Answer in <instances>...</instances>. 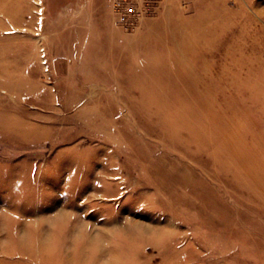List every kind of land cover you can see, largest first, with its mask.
I'll return each instance as SVG.
<instances>
[{
    "label": "rangeland",
    "instance_id": "obj_1",
    "mask_svg": "<svg viewBox=\"0 0 264 264\" xmlns=\"http://www.w3.org/2000/svg\"><path fill=\"white\" fill-rule=\"evenodd\" d=\"M0 264H264V0H0Z\"/></svg>",
    "mask_w": 264,
    "mask_h": 264
}]
</instances>
